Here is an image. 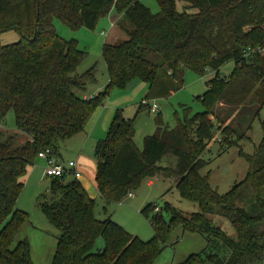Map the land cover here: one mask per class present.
<instances>
[{
    "label": "trees",
    "instance_id": "obj_1",
    "mask_svg": "<svg viewBox=\"0 0 264 264\" xmlns=\"http://www.w3.org/2000/svg\"><path fill=\"white\" fill-rule=\"evenodd\" d=\"M157 1L158 13L140 0H0V37L9 31L20 36L11 44L0 40V126L13 111L17 130L27 136L23 143L15 136L0 139V264H34L28 239L14 243L30 222L16 204L38 154L51 150L59 156L61 143L84 130L112 89L142 80L148 92L147 103L140 106L149 108L151 101L182 88L186 69L199 75L215 72L200 97L204 111L190 115L187 110L190 116L172 128L158 118L156 133L144 137L142 149L134 142L133 121L115 114L106 137L95 145V182L100 197L111 204L137 189L144 177L172 175L182 198L196 202L200 211L184 215L167 204L166 220L161 209L148 204L141 212L154 238L143 241L110 217L98 219L96 200L78 179L51 178L50 191L58 198L39 202L60 232L51 264H153L161 243L178 225L204 235L207 243L219 240L230 251L227 257L203 251L178 264H264V140L253 154L240 150L248 163L245 179L225 194L199 172L208 164L201 155L218 130L224 149L238 147L245 135H238L243 127L212 120L217 106L238 112L253 108V117L264 107V0ZM177 2L185 6L179 10ZM112 11L121 16L117 25L127 38L103 45L109 81L98 95L82 97L73 88L81 85L75 72L87 53L76 39L62 38L55 21L94 30ZM230 60L234 69L222 77L220 68ZM251 127L248 123L243 129ZM167 155L176 157L175 167L159 166ZM245 184L254 194L253 210L238 205ZM211 207L229 218L235 239L207 216ZM99 238L104 244L95 251Z\"/></svg>",
    "mask_w": 264,
    "mask_h": 264
},
{
    "label": "rangeland",
    "instance_id": "obj_2",
    "mask_svg": "<svg viewBox=\"0 0 264 264\" xmlns=\"http://www.w3.org/2000/svg\"><path fill=\"white\" fill-rule=\"evenodd\" d=\"M140 1L152 13L159 12L160 6L157 0ZM184 6L183 2H177L179 10ZM111 13L107 17L102 18L94 30L86 28L71 29L60 21H55L57 33L64 39H76L79 42L80 48L87 53L85 60L75 72V75L80 78L81 85L75 86L73 89L79 95H82L84 93L83 90H85V93L89 95L95 94L96 96L104 91L108 83L109 76L102 56V47L107 41L108 19ZM114 13L116 12L114 11ZM19 39V34L14 31L3 33L0 37L1 42L5 45L17 42ZM234 66L233 60L226 62L220 68L221 76L227 77L234 69ZM87 71H89V75H87ZM214 73L213 70L208 69L204 75H199L190 69H186L184 85L181 89L166 98L150 102V106L154 102L159 106V113L140 106L147 94L146 84L142 80H134L125 89H112L104 103L100 106L103 114L101 112L102 116L93 131L90 133L81 131L61 143L60 149L63 159L70 161L83 156L88 163V170L85 173L88 175H85V177H94L93 179L95 180L97 170L94 153L95 144L98 140L106 137L115 114L120 113L121 117L133 121L135 128L134 142L137 148L142 149L144 137L156 133V120L158 118L163 120L166 127L172 128L186 116L204 111L200 97L207 90L206 82L214 76ZM100 107L96 108V110ZM189 109L190 115L187 114V110ZM236 111L233 108L226 107L220 113L218 108L215 113L217 120L213 116L212 120L221 122L223 127L230 124L236 130L240 127L244 128L246 124L250 123L252 125L250 131L246 132L243 128H241V131H238V135L245 134L244 136L242 134V137L239 138V146L224 149L220 144L221 142H219L220 130H218L213 140L208 143L207 148L201 155V158L207 161L208 164L199 172L201 175H208L211 187L219 194L227 193L233 186L245 179L248 163L240 153V150L245 154H253L256 146L264 140V107L256 117H253L255 112L253 108L251 110L242 108L239 112L237 111L238 113ZM102 121H105L103 126L101 124ZM12 136H15L18 143H23L27 139L26 134L17 130L15 114L13 111H10L4 118L2 127L0 126V139L2 142H5ZM235 139H238V137H235ZM175 165L176 157L173 155L165 156L159 163L161 167H174ZM43 168L44 161L42 159H37L35 164L30 167L16 204L17 209L28 213L30 222L23 225L14 245L21 239H28L31 246V258L34 264L52 263L57 238L60 234L59 230L51 224L39 205L40 200L45 199L48 202H52L58 198L51 193V181L49 178L44 177ZM73 178L74 176L68 177V179ZM149 180H152L151 184L148 183ZM173 180H175L174 176L164 173L153 177H144L140 186L132 191L134 197H129L127 193L120 202H113L111 204H106L98 196L95 208L96 217L98 219L111 217L113 221L121 225L132 235L139 237L143 241H149L154 238V229L148 217L141 212L148 204L152 203L157 206V210L161 209L166 220L170 219V214L163 210L167 204L181 211L184 215L200 211L196 202L182 198ZM238 205L248 210L254 209V194L246 184L242 186ZM207 216L226 235L234 239L236 238V232L231 221L222 211L211 207L210 211L207 212ZM103 244V240L99 238L94 250L98 251L102 249ZM161 248L162 251L155 258L153 264H178L183 262L189 255L203 251L217 253L221 257H227L230 253L229 249L221 241L213 239L207 243L204 235L183 231L179 225L170 232L166 241L161 243Z\"/></svg>",
    "mask_w": 264,
    "mask_h": 264
},
{
    "label": "crops",
    "instance_id": "obj_3",
    "mask_svg": "<svg viewBox=\"0 0 264 264\" xmlns=\"http://www.w3.org/2000/svg\"><path fill=\"white\" fill-rule=\"evenodd\" d=\"M120 17L121 16L119 14H117V13H114V11L111 13L110 18L108 19L109 20V28H108V31H107L108 37H107L106 43H115L118 40L120 41L121 39L124 40L125 38H127L126 33L117 25V21H118V19H120ZM106 43H104V44H106ZM146 90L148 92V85L147 84H146ZM83 92L84 93L81 95L82 97H86L87 98V97L95 96V94H90L89 95V94L85 93V90H83ZM172 93H174V92H172ZM218 108H219L220 112H223V110H224V108H226V106H224L222 104H219L216 109H218ZM159 110L160 109H159V106H158L157 113L160 112ZM101 112L103 114V110L100 107L99 109L96 110V112L93 113V115L87 121V123H86V125L84 127V130L82 132H84V133H90V132L93 131V129L95 128V126L98 125L99 119L102 116L101 115ZM104 118H105V116H104ZM104 118H103V120H104ZM104 122L105 121H102V123H101L102 126H103ZM108 125H109V123H108ZM58 157L61 158L62 160H64L63 157H62V155H61V149L59 150V156ZM74 161L77 162L78 168L81 171V177L78 180L81 182V184L83 185V187L86 189V191L88 192L89 196L91 198H94L96 200V198L98 196H100V195H99L98 190H97V187H96V182L93 179L94 177H92V178L90 176L85 177V175H88V174H85L87 172L86 170H88V165H87L88 163L86 162V159L83 156H80V157H78ZM177 181L178 180L176 178H175V180H173V182L175 184H177ZM148 183L151 184L152 183V180H149ZM133 197H134V194H133Z\"/></svg>",
    "mask_w": 264,
    "mask_h": 264
},
{
    "label": "built area",
    "instance_id": "obj_4",
    "mask_svg": "<svg viewBox=\"0 0 264 264\" xmlns=\"http://www.w3.org/2000/svg\"><path fill=\"white\" fill-rule=\"evenodd\" d=\"M143 103H147L143 100ZM149 109L152 112L158 111V105L154 102ZM39 159L44 161L43 175L45 178H61L63 176L79 179L81 177V171L78 168V164L74 160L64 161L58 156L54 155L51 150L42 151L38 154ZM129 197H133V193H128ZM157 210V209H156Z\"/></svg>",
    "mask_w": 264,
    "mask_h": 264
}]
</instances>
